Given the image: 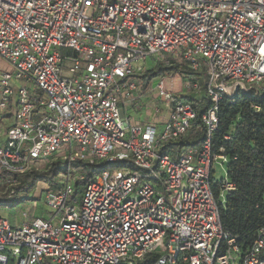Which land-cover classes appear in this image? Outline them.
<instances>
[{"label": "built area", "instance_id": "obj_1", "mask_svg": "<svg viewBox=\"0 0 264 264\" xmlns=\"http://www.w3.org/2000/svg\"><path fill=\"white\" fill-rule=\"evenodd\" d=\"M160 56L207 74L204 89L185 78L178 95L211 101L198 146L162 153L198 113L173 76L134 80ZM253 91L264 92V0H0V175L15 184L52 161L62 169L50 211L31 206L16 226L0 217V264H141L153 253L154 264H264V226L245 248L221 220L236 187L214 178L229 162L213 150L219 104ZM154 96L161 126L123 116L120 104ZM77 163L102 168L81 196Z\"/></svg>", "mask_w": 264, "mask_h": 264}, {"label": "trees", "instance_id": "obj_2", "mask_svg": "<svg viewBox=\"0 0 264 264\" xmlns=\"http://www.w3.org/2000/svg\"><path fill=\"white\" fill-rule=\"evenodd\" d=\"M158 59L153 69L140 74L139 79L144 87L157 77L174 74L198 82L204 89L207 81L205 70L195 73L188 65L179 59ZM182 101L190 102L198 113V126L191 130L186 137L176 143H168L162 153L177 151L179 147L198 146L206 136V130L201 121L204 112L211 106V101L205 93L201 97L179 96ZM255 107H259L258 112ZM230 137L225 140V137ZM213 150L219 153L224 148L228 157L227 175L236 187L225 208H221L223 226L233 234L241 237V243L246 248L255 239L258 230L264 226V92L253 91L249 96L238 93L233 99L224 98L219 104V126L213 134ZM74 168L79 170L85 181L78 186L84 187L89 179L102 170L101 167L77 163ZM61 163L49 162L43 168L33 169L31 172L14 176L16 183L9 182L11 175H0V199L15 195L27 194L35 190L39 183L54 184ZM213 192L218 198L221 193L219 185H213ZM161 256L160 253L149 255L141 264H154Z\"/></svg>", "mask_w": 264, "mask_h": 264}, {"label": "rangeland", "instance_id": "obj_3", "mask_svg": "<svg viewBox=\"0 0 264 264\" xmlns=\"http://www.w3.org/2000/svg\"><path fill=\"white\" fill-rule=\"evenodd\" d=\"M61 56L64 58L65 63L66 61H70L71 58H74V52L71 49L62 48L60 50ZM166 58L165 56L160 57H152L146 62V71L151 70L154 68L156 61L158 59ZM168 58V57H167ZM71 62V61H70ZM144 63H138L135 65L136 69L138 67H143ZM67 67L64 65L63 70H66ZM165 78H170L173 76L174 78V93L177 97L181 93H183V82L185 81L184 76H177L174 74H165L162 75ZM140 77L139 72L136 73L134 80L137 81ZM155 82L153 83V85ZM137 108L128 109L126 111L127 115L132 116L133 119H138L142 121H157L159 118L163 116V112L165 110V104L162 100H160L157 96L148 99H142L137 104ZM159 108L162 112L161 115H155L154 109ZM123 108V105L120 104V109ZM215 175L214 178L216 180H222L227 175V167L226 165L222 164V161H217L214 165ZM60 179L56 178L54 184L49 183H39L37 188L27 194H19L15 195L14 197H4L0 199V217L10 219L13 225H20L21 224V214L22 211L30 208L31 206H36L35 208V216L41 217L43 211H50L46 203V192L47 190L58 191L60 188L59 185ZM79 195L83 193V187L79 190ZM78 195V196H79ZM21 199L25 200L22 202Z\"/></svg>", "mask_w": 264, "mask_h": 264}, {"label": "crops", "instance_id": "obj_4", "mask_svg": "<svg viewBox=\"0 0 264 264\" xmlns=\"http://www.w3.org/2000/svg\"><path fill=\"white\" fill-rule=\"evenodd\" d=\"M133 104H135V103H128L126 105H123V108H122V114H123V116L129 118L133 124H137V123H142V124L157 123L159 126H161V123L165 119V116L164 115L160 119H158L157 121H142V120H138V119H133L132 116L127 115L126 114V111L128 109H132V108L134 109L135 108V106H133Z\"/></svg>", "mask_w": 264, "mask_h": 264}]
</instances>
